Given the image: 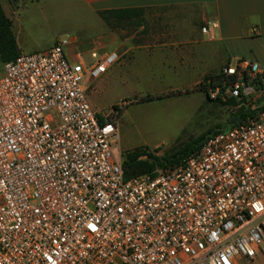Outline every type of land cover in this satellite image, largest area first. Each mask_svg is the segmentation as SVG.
Returning <instances> with one entry per match:
<instances>
[{"label":"built area","instance_id":"obj_1","mask_svg":"<svg viewBox=\"0 0 264 264\" xmlns=\"http://www.w3.org/2000/svg\"><path fill=\"white\" fill-rule=\"evenodd\" d=\"M215 20L201 31L214 38ZM20 53L0 76V264H240L264 252V110L210 135L178 165L126 178L117 115L92 81L121 54ZM206 96L250 102L264 65L238 58ZM118 107V106H117ZM145 157V156H143Z\"/></svg>","mask_w":264,"mask_h":264},{"label":"rangeland","instance_id":"obj_2","mask_svg":"<svg viewBox=\"0 0 264 264\" xmlns=\"http://www.w3.org/2000/svg\"><path fill=\"white\" fill-rule=\"evenodd\" d=\"M63 1L21 0L14 15L8 10L7 0H0V4L12 20L17 44L23 53L44 50L63 37H76V42L68 47L71 60L79 52L84 61L90 62L92 50L100 55L111 51L121 54L89 87L94 110L112 111L115 115L113 105L120 108L113 144L115 154L122 157L123 152L142 147L163 155L210 128L231 124L238 106L208 99L204 91L197 89L195 74L183 78L185 73L172 70L170 65L165 69L150 62L142 63L139 52H150L154 41L150 34L159 30V26L144 22V27H137L130 22L111 27L100 17L78 15L71 8L64 12ZM252 47L253 53L240 57L257 59L264 64V37L257 39ZM255 50L263 54V59L255 55ZM152 52L156 51L152 49ZM2 72L0 62V76ZM147 96L152 99L146 100ZM240 264H264V252Z\"/></svg>","mask_w":264,"mask_h":264},{"label":"crops","instance_id":"obj_3","mask_svg":"<svg viewBox=\"0 0 264 264\" xmlns=\"http://www.w3.org/2000/svg\"><path fill=\"white\" fill-rule=\"evenodd\" d=\"M19 1L7 0L11 14H16ZM61 4L64 12L71 8L78 15L92 17H99L102 10L145 8L144 22L159 26V30L150 34L154 40L150 52H139L142 63L165 69L170 65L172 70L185 73L183 78L193 73L195 83L208 73L218 72L227 62L253 53L254 42L264 37V0H64ZM206 20L218 22L213 39L201 31ZM255 55L263 59L259 50ZM251 102L264 104V92L254 93Z\"/></svg>","mask_w":264,"mask_h":264},{"label":"trees","instance_id":"obj_4","mask_svg":"<svg viewBox=\"0 0 264 264\" xmlns=\"http://www.w3.org/2000/svg\"><path fill=\"white\" fill-rule=\"evenodd\" d=\"M145 8H118L110 10L98 11L99 17L106 25L114 27L122 23H133L140 27L144 22ZM20 54V49L17 44L16 36L12 29V21L6 15L2 5L0 4V62L2 65L14 60ZM228 63V62H227ZM220 70L206 74L198 83L197 89L204 91L206 94V86L208 81H213L220 77ZM207 97V96H206ZM208 98V97H207ZM151 97H146V100H151ZM209 99V98H208ZM222 103H227L232 106H238L233 113L231 124L226 127L216 126L210 128L198 135L196 138L186 142L182 146L173 151L157 155L149 151L147 148L138 147L133 150L125 151L122 154V168L126 178L150 174L154 175L160 168L178 165L191 152L198 149L203 142L210 136L219 131L227 130L233 125L245 120L248 116H253L260 110H264V104H256L253 102L247 103L245 99L229 98L225 101L218 100ZM114 109H118L117 105H113ZM142 156H145L142 158Z\"/></svg>","mask_w":264,"mask_h":264},{"label":"water","instance_id":"obj_5","mask_svg":"<svg viewBox=\"0 0 264 264\" xmlns=\"http://www.w3.org/2000/svg\"><path fill=\"white\" fill-rule=\"evenodd\" d=\"M142 158H144V157L142 156Z\"/></svg>","mask_w":264,"mask_h":264}]
</instances>
